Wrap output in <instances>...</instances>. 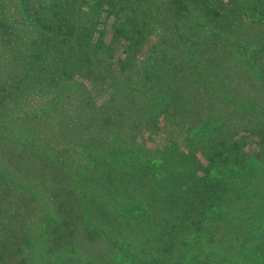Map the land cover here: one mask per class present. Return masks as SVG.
Segmentation results:
<instances>
[{
    "label": "trees",
    "instance_id": "1",
    "mask_svg": "<svg viewBox=\"0 0 264 264\" xmlns=\"http://www.w3.org/2000/svg\"><path fill=\"white\" fill-rule=\"evenodd\" d=\"M109 1L0 0V264L132 263L135 245L141 243V189L128 191L135 187L129 169L154 167L141 159L139 130V124L152 117L150 103H165L189 131L196 130L195 148L226 156L221 174L242 201L226 196L229 200L219 209L225 227L250 232L264 224V166L238 148L244 109L234 94L237 87L232 85L227 92L228 103L221 102V95L211 96L207 103L202 87L185 86L171 68L173 61L184 65L189 59L205 76L207 67L218 64L216 45L207 50L192 33V50L184 59L179 41L180 25L190 31L205 27L197 19L195 25L180 23L188 13L216 18L219 11L210 0H146L152 35L127 70L101 82L107 72L103 65L110 60L106 50L118 44L106 47L98 40L96 21L101 8L111 6ZM120 2L112 13L130 29L131 11ZM252 6L262 17L261 24L264 0ZM161 7L170 11L169 17L159 11ZM168 19L170 25L162 28ZM82 89H91L90 95L84 92L83 97ZM101 93L105 98L99 106L95 97ZM258 106L264 112V105ZM261 119L264 122V113ZM251 133L244 132L243 137ZM96 164L124 170L128 182L124 190L97 181L90 170ZM256 166L261 167L259 172ZM207 219L223 220L212 210ZM49 227L64 233L60 249L50 248ZM201 237L194 238L198 247ZM240 248L233 253L232 247H214L203 257L191 256L189 264H253L247 242ZM138 253L141 264V250Z\"/></svg>",
    "mask_w": 264,
    "mask_h": 264
},
{
    "label": "rangeland",
    "instance_id": "2",
    "mask_svg": "<svg viewBox=\"0 0 264 264\" xmlns=\"http://www.w3.org/2000/svg\"><path fill=\"white\" fill-rule=\"evenodd\" d=\"M95 1L92 0L91 3L94 4ZM118 1L121 0H110L111 6L105 5L101 8V15L94 14L93 17L97 19L100 15L96 21L98 40L102 39L106 47L114 42L119 44L106 50L110 60L103 65L107 72L102 75L101 82L105 81L106 76L116 79V74L122 68L127 70L136 51L143 48L152 35L150 26L148 27L147 1L120 2L131 11L130 29H124L117 21L119 17L116 12L112 13ZM258 1L210 0L211 6L220 13L216 18L212 14L195 17L188 13L189 18H182L180 23L188 21L195 25L197 19L205 27L190 31L187 26L180 25L183 27V38L179 41L181 57L188 59L196 36V42L207 50L213 51V44L219 48L215 54L218 64L212 63L207 67L205 76L194 69L189 59L184 65L173 61L171 68L176 77L184 80L185 86L202 87L206 91L207 103L211 96L216 95L223 97L221 102L228 103L227 96L230 94L227 92L232 85L237 87L234 94L239 106L244 109L241 113L243 131L238 136V148L246 151L258 165L264 166V122L261 119L264 112L258 106V102L264 105V21L258 24L262 17L255 6H252ZM159 11L163 16L169 17L167 13L170 11L166 7H161ZM170 23L171 19H168L160 26L163 28ZM159 37L161 40V36ZM75 72L80 74L79 69ZM97 90L98 88L95 91ZM84 92L89 94L91 89H82L83 97ZM104 96L101 93L95 97L99 106L102 105L100 102ZM164 104L150 103V121L139 124L143 148L141 159L150 161L154 167L143 166L141 172L136 168L129 169L130 182L135 187L128 191L136 192L141 189V243L135 245L131 264H139L140 250L141 264H189L193 255L203 257L214 247L221 246L232 247L234 251L231 252L234 253L241 250L240 247L246 242L255 258L253 264H261L264 258V224L260 228L256 224L255 229L250 232L247 229L243 232V228L236 229L235 225L227 228L224 225V213L219 212L223 203L229 200L226 197L228 194L233 195L231 200L242 201L232 191V187L225 185L221 174L222 167L226 165V156L218 150L203 153L195 148L196 130L189 131V127L176 119L174 112L170 113ZM101 108V111L105 109ZM244 132L252 133L244 138ZM256 168L257 172L261 170V167ZM90 170L97 181H102L109 188L123 191V184L128 183L122 175L124 170L118 166L96 164ZM209 210L222 216L223 220L209 223ZM239 215L240 211L231 213L230 219ZM46 234L53 250L60 249L65 244L61 230L49 227ZM199 235L204 238L201 237V246L198 247L194 238Z\"/></svg>",
    "mask_w": 264,
    "mask_h": 264
}]
</instances>
